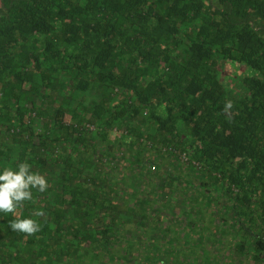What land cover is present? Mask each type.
Instances as JSON below:
<instances>
[{
  "label": "trees",
  "instance_id": "obj_1",
  "mask_svg": "<svg viewBox=\"0 0 264 264\" xmlns=\"http://www.w3.org/2000/svg\"><path fill=\"white\" fill-rule=\"evenodd\" d=\"M0 93V169L48 185L0 213V264H175L228 233L264 264V0H0Z\"/></svg>",
  "mask_w": 264,
  "mask_h": 264
},
{
  "label": "rangeland",
  "instance_id": "obj_2",
  "mask_svg": "<svg viewBox=\"0 0 264 264\" xmlns=\"http://www.w3.org/2000/svg\"><path fill=\"white\" fill-rule=\"evenodd\" d=\"M232 66L228 67L226 69V73H229L232 70ZM46 118L49 119V117H47L46 115L38 116L36 117L35 120V126L36 127H42L44 125V122L46 121ZM90 127H88L90 130L93 129H97V124L94 122H91ZM87 125V126H88ZM128 135V130L123 127V128H118L115 127L111 130V134L110 136L112 138L114 137H122V136H126ZM164 151H165V147H164ZM183 164H187V163H183ZM134 187V186H132ZM157 195V194H155ZM209 218L208 217L205 221V224L210 227V229L214 228L215 224H211L209 223ZM200 221V220H199ZM201 222V221H200ZM216 222V226L220 225V223ZM201 229V228H200ZM206 230V229H205ZM194 236H196L195 233H193ZM151 234L149 235L148 238H145L149 241L150 245L153 246V249L155 248L156 243L154 242V238L152 239ZM155 237H157L158 239H161L163 241V243L165 244V234H156L154 235ZM199 236H196V239H198ZM217 237V239H216ZM209 235L208 240L205 242V244L202 246L201 244H197V241L191 242V239H195L192 238L190 236L187 235V237H181L179 242L177 244H174L173 247L176 249V253L172 256L168 255L166 257H171L173 259V261H175V264H245V262H240V255L237 254L236 256H234V252L230 251L229 249H218L216 247V244L218 243L217 240L220 241H231L233 236L231 233H228L227 235H225L224 237L222 236H217L216 235ZM181 256V257H180ZM212 257L213 261L210 262L208 257ZM185 257V258H184ZM158 258V257H157ZM240 258V259H239ZM216 259V260H215ZM178 260V262L176 261ZM167 262V261H166ZM109 264H117L115 262L113 263H109ZM122 264V263H121ZM139 264V263H137ZM148 264H165V259L164 256L162 255L161 257H159V259L157 260H151Z\"/></svg>",
  "mask_w": 264,
  "mask_h": 264
},
{
  "label": "clouds",
  "instance_id": "obj_3",
  "mask_svg": "<svg viewBox=\"0 0 264 264\" xmlns=\"http://www.w3.org/2000/svg\"><path fill=\"white\" fill-rule=\"evenodd\" d=\"M1 95V94H0ZM230 107L231 105H226ZM46 178L30 170L27 162L19 163L15 169L3 167L0 169V213H12L23 201L32 200V189L44 192L47 189ZM37 215H43L38 212ZM13 231L33 234L40 226L31 218L16 219L9 224Z\"/></svg>",
  "mask_w": 264,
  "mask_h": 264
},
{
  "label": "built area",
  "instance_id": "obj_4",
  "mask_svg": "<svg viewBox=\"0 0 264 264\" xmlns=\"http://www.w3.org/2000/svg\"><path fill=\"white\" fill-rule=\"evenodd\" d=\"M1 94V93H0ZM88 127H90V125H88ZM182 158L185 160V161H187L188 160V157H187V155L186 154H183L182 155Z\"/></svg>",
  "mask_w": 264,
  "mask_h": 264
}]
</instances>
